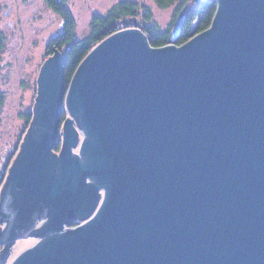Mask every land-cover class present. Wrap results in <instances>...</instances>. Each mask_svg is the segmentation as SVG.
Wrapping results in <instances>:
<instances>
[{
  "label": "water",
  "instance_id": "1",
  "mask_svg": "<svg viewBox=\"0 0 264 264\" xmlns=\"http://www.w3.org/2000/svg\"><path fill=\"white\" fill-rule=\"evenodd\" d=\"M217 3L180 47L185 11L159 48L122 21L66 100L60 53L45 61L0 191V264L30 236L12 264H264V0Z\"/></svg>",
  "mask_w": 264,
  "mask_h": 264
},
{
  "label": "rangeland",
  "instance_id": "2",
  "mask_svg": "<svg viewBox=\"0 0 264 264\" xmlns=\"http://www.w3.org/2000/svg\"><path fill=\"white\" fill-rule=\"evenodd\" d=\"M63 1L75 19L76 42H80L90 36L94 16L107 14L116 4L123 0ZM129 1L137 3L140 7H147L152 13V20L145 22L142 17L143 11L139 12L137 16L140 25L139 29L141 30L146 24L147 26H154L160 33L168 32L167 45H169V39L179 14L182 11L187 14L207 0L202 3L195 0H178L166 8L159 7L153 0ZM184 4L186 5L184 8L187 7V10L183 8L179 12V7ZM126 18L123 17L119 21L120 31L124 28L122 21ZM185 20L181 26L179 36L186 22ZM62 29V17L51 9L50 4L46 0H0V34L3 45L0 50V191L6 181L9 167L16 158L20 150V144L29 129L26 118L34 110L38 96V77L41 67L49 57L54 56L47 52V47L57 35L61 34ZM199 34L193 35L187 42ZM182 45H178L177 41L174 46L180 47ZM63 52H66V49ZM62 59L64 61V58ZM63 77L64 81H66L64 71ZM65 90L68 93L69 88L66 86ZM67 118H70V116L66 115ZM82 140L83 136L79 134L78 148ZM62 144L63 142L59 143L58 148L60 146L62 148ZM60 151L55 152L59 153ZM46 221V219L37 221L35 229L43 226ZM80 225H83V223ZM0 226L3 227L4 223H0ZM69 228H76V225ZM38 241L39 238L37 237H21L14 240L12 245L9 246L11 250L10 256L8 255L4 264H12L24 250L35 246ZM3 247L4 245L0 243V252Z\"/></svg>",
  "mask_w": 264,
  "mask_h": 264
},
{
  "label": "trees",
  "instance_id": "3",
  "mask_svg": "<svg viewBox=\"0 0 264 264\" xmlns=\"http://www.w3.org/2000/svg\"><path fill=\"white\" fill-rule=\"evenodd\" d=\"M51 8L63 19V29L48 45L49 54L66 49L64 60V72L66 83L69 86L77 68L88 55V53L104 38L119 30V21L123 17H137L143 11L142 17L145 22L152 20V13L147 7H140L137 3L123 0L116 4L107 14L96 15L92 22V31L88 38L76 42L75 19L72 12L67 8L63 0H46ZM159 7L166 8L178 0H153ZM186 6L179 7V12ZM217 1L207 0L198 5L195 10L186 14V22L182 29L178 45L186 43L193 35L201 33L211 26L212 20L217 11ZM141 30L146 34L149 43L155 47H162L168 44L169 33H160L154 26H143ZM2 37L0 34V50L2 49ZM67 86V87H68ZM1 102V97H0ZM66 113L63 111L61 121L64 123ZM30 119V117H28ZM29 121V120H28ZM61 146L57 148L60 151Z\"/></svg>",
  "mask_w": 264,
  "mask_h": 264
},
{
  "label": "bare ground",
  "instance_id": "4",
  "mask_svg": "<svg viewBox=\"0 0 264 264\" xmlns=\"http://www.w3.org/2000/svg\"><path fill=\"white\" fill-rule=\"evenodd\" d=\"M52 9V8H51ZM184 10H187V7H185L184 8ZM180 15V14H179ZM127 18H131V17H127ZM126 18V19H127ZM135 18H137V17H135ZM125 19V20H126ZM124 21V20H123ZM176 22H177V20H176ZM122 26L124 27L123 28V30H125L126 28L127 29H129V28H131L132 26H128V27H125L124 25H123V23H122ZM175 27V26H174ZM120 30H118V31H116L115 33H117V32H119ZM144 33V32H143ZM145 34V33H144ZM146 35V34H145ZM180 37V36H179ZM148 42H149V40H148ZM150 44V43H149ZM150 46L151 47H153L151 44H150ZM155 48V47H154ZM59 53H60V55H61V58H64V60H65V57H66V52H63V51H58ZM54 55V54H53ZM64 62V61H63ZM64 69V68H63ZM74 77V76H73ZM73 79V78H72ZM72 81V80H71ZM71 81H70V84H71ZM70 84H69V86L67 85V83H66V81H65V83H64V88H66V86H68V88H70ZM66 97H67V93H65V100H66ZM36 103V102H35ZM63 111L64 112H66L67 114L66 115H68L69 116V113L67 112V107H66V102H64V105H63V110H62V113H63ZM62 113H61V115H62ZM33 116H34V110H33V113H31L30 114V119H28V117L26 118L27 120H29L28 122H27V125H28V128L30 127V124H31V122H32V120H33ZM65 120H66V118H65ZM64 120V121H65ZM63 126H64V123H62L61 124V117H60V124H59V127H58V130H57V136H58V139H59V141H58V144L59 143H61V142H63V139H62V135H61V131H62V128H63ZM75 129L79 132V130L75 127ZM79 134H80V132H79ZM58 148V147H57ZM57 148L56 149H54V150H52L54 153H56L55 151L57 150ZM75 151H76V153H73V154H75V155H79V151H80V149L77 147L76 149H74ZM56 154H59V153H56ZM101 202H102V200H101ZM76 223H78V224H75L76 225V227L78 226H80V224H82V221H80V220H78ZM74 225V226H75ZM65 228H69L68 226H66L65 225ZM31 237H35V236H30V237H28V238H31ZM38 238V237H37ZM9 256H10V253H9ZM8 258V257H7ZM6 258V259H7Z\"/></svg>",
  "mask_w": 264,
  "mask_h": 264
}]
</instances>
